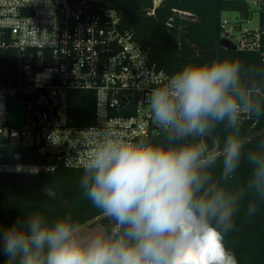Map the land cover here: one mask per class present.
Returning <instances> with one entry per match:
<instances>
[{
    "label": "clouds",
    "instance_id": "9594fccd",
    "mask_svg": "<svg viewBox=\"0 0 264 264\" xmlns=\"http://www.w3.org/2000/svg\"><path fill=\"white\" fill-rule=\"evenodd\" d=\"M150 83L148 108L164 141L103 131L80 153L81 195L109 226L84 235L70 215L32 213L0 229L6 264H237L224 234L246 195L248 217L264 202V138L246 150L239 132L245 118L264 114V67L188 63ZM220 125L231 131L215 156L205 138ZM242 164L249 174L230 189Z\"/></svg>",
    "mask_w": 264,
    "mask_h": 264
},
{
    "label": "built area",
    "instance_id": "2783aa9c",
    "mask_svg": "<svg viewBox=\"0 0 264 264\" xmlns=\"http://www.w3.org/2000/svg\"><path fill=\"white\" fill-rule=\"evenodd\" d=\"M154 14L162 0H151ZM239 1L242 21H223L222 39L237 50L264 57V0ZM255 27L243 26L251 23ZM14 50L12 63L0 60V140L35 148L66 167L80 168V153L96 134L110 131L130 141L160 134L148 108L153 75L164 73L125 30L121 13L100 8L99 0H0V54ZM13 69L9 74L8 70ZM94 91L95 120L70 122V93ZM23 105V120L10 122V104ZM58 140L53 144L50 140ZM14 163L0 156V174L53 172L57 163Z\"/></svg>",
    "mask_w": 264,
    "mask_h": 264
},
{
    "label": "trees",
    "instance_id": "16d2710c",
    "mask_svg": "<svg viewBox=\"0 0 264 264\" xmlns=\"http://www.w3.org/2000/svg\"><path fill=\"white\" fill-rule=\"evenodd\" d=\"M100 8L118 10L126 31L140 42L152 64L169 74L188 63H204L213 60L238 59L245 66L264 67V57L251 51L228 50L221 46L223 36L222 14L241 8L239 1L230 0H162L154 14L151 0H99ZM14 50L2 52V69L12 63ZM9 74L13 69L8 70ZM259 79V77H257ZM94 91L74 90L70 93V122L84 127L95 120ZM231 131L220 125L205 142L215 154L224 137ZM246 143V150L255 148L258 139L264 138V114L245 118L239 129ZM147 140L164 141L160 134ZM20 154L22 162L29 164L57 163L48 155H41L35 148L0 140V156L5 163H14ZM219 176V162L212 170ZM249 174L246 165L240 167L236 178L227 181V187L237 189ZM81 169L69 168L57 163L53 172L41 174H0V229L11 226L18 219L35 212L50 219L70 215L79 227L100 219L102 227L109 226L99 210L84 199L79 188ZM252 198L245 196L234 220L232 231L225 233V245L235 256L237 264H264V202L258 204L257 212L247 215V206ZM7 257L0 253V264Z\"/></svg>",
    "mask_w": 264,
    "mask_h": 264
},
{
    "label": "rangeland",
    "instance_id": "374dc122",
    "mask_svg": "<svg viewBox=\"0 0 264 264\" xmlns=\"http://www.w3.org/2000/svg\"><path fill=\"white\" fill-rule=\"evenodd\" d=\"M241 19H242L241 16L237 12H224L222 14L223 21H227V20L242 21ZM256 20H257V16H255L254 20L249 24L244 22L243 26L255 27ZM23 115H24V112H23L22 103L19 101H13L10 104V122L14 124L21 123L23 120ZM79 229H80V232L84 235H88V234H92V233H96V232L104 230V228L101 225L100 219H97L93 222L80 226Z\"/></svg>",
    "mask_w": 264,
    "mask_h": 264
},
{
    "label": "water",
    "instance_id": "95a60500",
    "mask_svg": "<svg viewBox=\"0 0 264 264\" xmlns=\"http://www.w3.org/2000/svg\"><path fill=\"white\" fill-rule=\"evenodd\" d=\"M220 44L225 49L234 50V51L237 50V46L227 39H221Z\"/></svg>",
    "mask_w": 264,
    "mask_h": 264
}]
</instances>
